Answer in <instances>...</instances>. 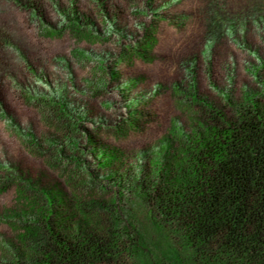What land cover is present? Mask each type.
Wrapping results in <instances>:
<instances>
[{"label":"rangeland","instance_id":"374dc122","mask_svg":"<svg viewBox=\"0 0 264 264\" xmlns=\"http://www.w3.org/2000/svg\"><path fill=\"white\" fill-rule=\"evenodd\" d=\"M247 94L264 105V0H0V264L37 220L113 200L154 241L132 182Z\"/></svg>","mask_w":264,"mask_h":264},{"label":"trees","instance_id":"16d2710c","mask_svg":"<svg viewBox=\"0 0 264 264\" xmlns=\"http://www.w3.org/2000/svg\"><path fill=\"white\" fill-rule=\"evenodd\" d=\"M246 101L224 126L197 133L194 148L178 149L189 160L157 172L158 183L132 182L154 241L129 218L131 205L113 200L95 204L105 219L77 207L37 220L20 235L32 245L20 264H264V105Z\"/></svg>","mask_w":264,"mask_h":264}]
</instances>
